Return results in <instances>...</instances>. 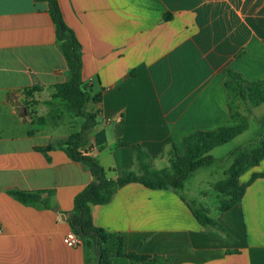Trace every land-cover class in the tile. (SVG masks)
Segmentation results:
<instances>
[{
	"label": "crops",
	"instance_id": "1",
	"mask_svg": "<svg viewBox=\"0 0 264 264\" xmlns=\"http://www.w3.org/2000/svg\"><path fill=\"white\" fill-rule=\"evenodd\" d=\"M59 3L83 46V80L93 94L102 92V101L89 105L99 111L98 124L84 133L82 152L109 179L141 174L133 146L162 170L185 154L187 136L228 124L225 70L264 79V0ZM67 78L48 4L0 0V264H98L92 241L75 248L63 241L72 228L62 217L72 215L75 197L93 181L60 145L82 130L69 121L80 131L58 132L67 117L54 87ZM36 86L41 91L27 96ZM257 174L264 161L241 182ZM14 190L43 192L51 207L22 204L8 193ZM92 214L110 235L113 264H131L117 254L121 238L126 253L152 256L143 264H264V177L228 212L217 207L213 218L224 231L203 227L174 190L140 183L121 187Z\"/></svg>",
	"mask_w": 264,
	"mask_h": 264
},
{
	"label": "trees",
	"instance_id": "2",
	"mask_svg": "<svg viewBox=\"0 0 264 264\" xmlns=\"http://www.w3.org/2000/svg\"><path fill=\"white\" fill-rule=\"evenodd\" d=\"M45 2L49 6V13L57 29L58 46L64 55L68 66V78L64 83L57 84L54 89L53 99L60 101L66 111L75 118L84 120L82 130L72 134L61 142V146L68 157L81 163L93 176V181L85 187L74 199V208L69 219L72 231L84 242L92 241L97 246L98 264H113V253L108 247L109 233L99 228L94 223L92 209L94 206L108 204L115 193L131 183H140L152 190L172 189L188 204L195 218L205 228L212 230L224 229L210 215L206 206L189 202L184 196L186 182L200 169L212 166L216 159L212 152L243 134L249 127V118L235 111L234 102L240 100L250 107H259L264 104V79L251 81L232 69L225 70V89L228 93L231 119L214 131H198L184 139L186 151L183 156L174 155L170 160V167L162 170L153 168L146 152L140 146H133L136 151L141 174L126 172L117 179H109L106 169L93 156L85 154L82 149L84 133L94 129L98 124L99 111H89L91 103L102 101V92L93 94L92 88L83 80V46L74 30L67 24L59 0H36ZM41 91L40 87L26 90L27 96ZM44 121V119H42ZM261 135L252 144L250 151L239 147L231 153L233 162L225 171V178L213 185L218 195V211L222 214L228 212L242 202L249 185L256 179L264 177L257 174L249 183H242V176L251 168L257 167L264 161V119L260 122ZM19 202L25 205H37L42 203L45 208L50 204L43 200V192H24L14 190L8 192ZM50 196L53 192H50ZM117 254L126 257L131 264H143L150 259V255L138 253H126L124 242L121 238L116 245Z\"/></svg>",
	"mask_w": 264,
	"mask_h": 264
},
{
	"label": "rangeland",
	"instance_id": "3",
	"mask_svg": "<svg viewBox=\"0 0 264 264\" xmlns=\"http://www.w3.org/2000/svg\"><path fill=\"white\" fill-rule=\"evenodd\" d=\"M233 106L235 111L248 116V129L229 143L214 149L212 155L218 162L212 167L194 173L186 183L185 195L190 197L192 203L198 206H206L212 217L217 214L219 203L218 195L214 191L213 185L225 178V171L232 163L230 154L239 147H244L245 151H250L253 147L252 144L255 143L261 135L260 122L264 119V105L254 108L250 107L249 104L236 100ZM60 111L67 117V119L62 121L59 125L58 132L60 134H70L79 130V128L76 130L73 128L72 130L69 121L74 122L76 126L78 124L83 126L84 120L82 118L72 117L65 111L64 107H61ZM56 120L51 121L52 125L50 127L56 123ZM161 167V165L157 166L158 169H161Z\"/></svg>",
	"mask_w": 264,
	"mask_h": 264
},
{
	"label": "built area",
	"instance_id": "4",
	"mask_svg": "<svg viewBox=\"0 0 264 264\" xmlns=\"http://www.w3.org/2000/svg\"><path fill=\"white\" fill-rule=\"evenodd\" d=\"M63 241L69 248H75L83 244V240L72 230L65 235Z\"/></svg>",
	"mask_w": 264,
	"mask_h": 264
},
{
	"label": "water",
	"instance_id": "5",
	"mask_svg": "<svg viewBox=\"0 0 264 264\" xmlns=\"http://www.w3.org/2000/svg\"><path fill=\"white\" fill-rule=\"evenodd\" d=\"M70 217H71V215H66V216H63L62 218L64 220V219H69Z\"/></svg>",
	"mask_w": 264,
	"mask_h": 264
}]
</instances>
